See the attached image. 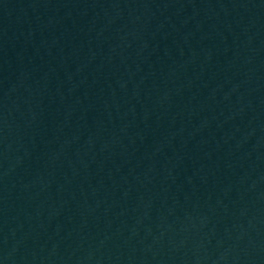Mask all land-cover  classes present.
<instances>
[{
    "label": "water",
    "instance_id": "obj_1",
    "mask_svg": "<svg viewBox=\"0 0 264 264\" xmlns=\"http://www.w3.org/2000/svg\"><path fill=\"white\" fill-rule=\"evenodd\" d=\"M0 264H264V0H0Z\"/></svg>",
    "mask_w": 264,
    "mask_h": 264
}]
</instances>
